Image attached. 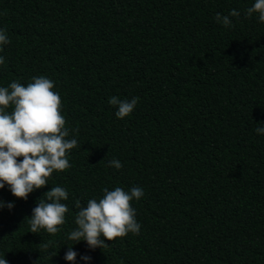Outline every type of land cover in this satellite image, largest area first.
Returning a JSON list of instances; mask_svg holds the SVG:
<instances>
[{"label":"trees","instance_id":"obj_1","mask_svg":"<svg viewBox=\"0 0 264 264\" xmlns=\"http://www.w3.org/2000/svg\"><path fill=\"white\" fill-rule=\"evenodd\" d=\"M255 0H0V87L55 84L78 147L27 200L0 189V258L8 264H264V22ZM225 27L216 14L229 15ZM112 96L138 98L116 117ZM9 107L7 111L11 113ZM123 167L115 169L109 161ZM67 190L57 234L30 232L52 187ZM143 189L139 235L90 249L68 239L103 189ZM49 247L45 250L44 245Z\"/></svg>","mask_w":264,"mask_h":264},{"label":"clouds","instance_id":"obj_2","mask_svg":"<svg viewBox=\"0 0 264 264\" xmlns=\"http://www.w3.org/2000/svg\"><path fill=\"white\" fill-rule=\"evenodd\" d=\"M258 14L260 22H264V0H255L247 8L245 15L251 17ZM240 13L233 9L229 15L216 14L218 23L225 27L232 26L231 17H239ZM10 43L6 29H0V51ZM5 63L0 56V65ZM52 80L44 77H33L27 86L19 81L8 87H0V189L7 185L12 195L27 200L30 193L48 184L53 172H63L71 167L69 152L77 148L76 138H68L70 130L66 127V119L62 115V100ZM138 98L121 100L118 96L109 98L108 103L117 108L115 113L119 119L128 117L135 109ZM11 107V113L7 109ZM264 124V123H261ZM257 134H264V126L256 128ZM109 166L121 169L123 165L117 159L109 161ZM103 197L90 199L86 207L77 200L75 207L79 209L75 217L78 226L68 234V239L86 241L90 249H103L116 238H124L129 233L139 235L141 225L136 220V209L133 200H140L143 189L133 187L125 191L121 187L114 190L103 189ZM68 199L65 188L52 187L39 199L32 209L29 219L30 232L38 233L41 229L55 235L65 224V216L69 212L61 201ZM11 210L14 203L0 201V208ZM49 247L44 245L45 250ZM78 253L72 246L68 247L64 259L75 264ZM80 259L91 260L88 255ZM0 264H8L7 259L0 258Z\"/></svg>","mask_w":264,"mask_h":264}]
</instances>
